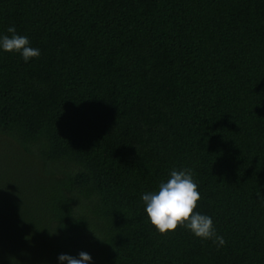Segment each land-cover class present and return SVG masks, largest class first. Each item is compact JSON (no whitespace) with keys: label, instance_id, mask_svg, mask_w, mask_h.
Masks as SVG:
<instances>
[{"label":"trees","instance_id":"obj_1","mask_svg":"<svg viewBox=\"0 0 264 264\" xmlns=\"http://www.w3.org/2000/svg\"><path fill=\"white\" fill-rule=\"evenodd\" d=\"M0 264H264V0H0ZM190 169L226 244L142 195Z\"/></svg>","mask_w":264,"mask_h":264},{"label":"clouds","instance_id":"obj_2","mask_svg":"<svg viewBox=\"0 0 264 264\" xmlns=\"http://www.w3.org/2000/svg\"><path fill=\"white\" fill-rule=\"evenodd\" d=\"M7 31L12 35L0 36V49L20 52L25 62L32 57H39L40 50L30 47L28 38L16 34L14 26H9ZM197 189L198 186L192 178L190 169L172 170L170 178L167 182H161L157 191L142 195L147 216L161 234L174 231L178 226L184 225L197 237L212 239L218 246H223L226 241L223 236L216 234L212 218L195 212L200 199ZM58 259L61 262L67 261V264H88L92 257L87 252L81 251L79 258L60 254Z\"/></svg>","mask_w":264,"mask_h":264}]
</instances>
